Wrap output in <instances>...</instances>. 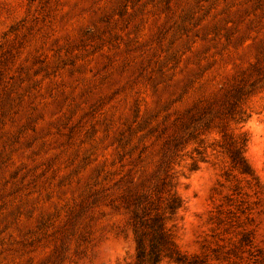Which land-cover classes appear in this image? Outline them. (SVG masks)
Returning <instances> with one entry per match:
<instances>
[{
    "label": "rangeland",
    "instance_id": "374dc122",
    "mask_svg": "<svg viewBox=\"0 0 264 264\" xmlns=\"http://www.w3.org/2000/svg\"><path fill=\"white\" fill-rule=\"evenodd\" d=\"M156 214L158 264H264V0H0V264H134Z\"/></svg>",
    "mask_w": 264,
    "mask_h": 264
},
{
    "label": "trees",
    "instance_id": "16d2710c",
    "mask_svg": "<svg viewBox=\"0 0 264 264\" xmlns=\"http://www.w3.org/2000/svg\"><path fill=\"white\" fill-rule=\"evenodd\" d=\"M238 145L239 144L234 143L228 150V158L230 160L231 168L236 171L237 174L245 177L248 182L253 181L254 188L252 186V192L256 200L254 204L259 205L261 203V192L257 178L244 159V145ZM180 205L179 201L172 199L167 203L164 210L169 217H171L181 207ZM144 226L147 227L150 232L138 231V228L143 229ZM134 233V264H158L163 259L174 260L177 263H184L182 255L178 252L168 234L163 217L156 214L149 224L142 222L136 226L135 223Z\"/></svg>",
    "mask_w": 264,
    "mask_h": 264
}]
</instances>
